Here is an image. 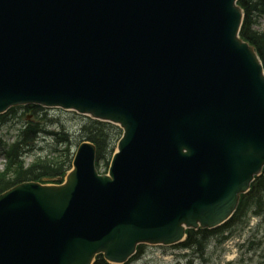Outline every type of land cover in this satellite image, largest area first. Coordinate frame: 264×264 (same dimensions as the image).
Instances as JSON below:
<instances>
[{
  "label": "water",
  "instance_id": "water-1",
  "mask_svg": "<svg viewBox=\"0 0 264 264\" xmlns=\"http://www.w3.org/2000/svg\"><path fill=\"white\" fill-rule=\"evenodd\" d=\"M237 0H0V115L117 125L107 175L79 146L60 186L0 194V264H121L214 228L264 168V72Z\"/></svg>",
  "mask_w": 264,
  "mask_h": 264
},
{
  "label": "trees",
  "instance_id": "trees-1",
  "mask_svg": "<svg viewBox=\"0 0 264 264\" xmlns=\"http://www.w3.org/2000/svg\"><path fill=\"white\" fill-rule=\"evenodd\" d=\"M238 4L244 12L240 37L254 47L264 68V27L260 31L253 28L256 24V17L264 15V0H238ZM23 110L37 116V113L43 109L31 106ZM13 111L11 110L0 116V127L9 119L8 116ZM39 123L28 122L24 129L20 131L16 141L9 146H4L3 154L7 163L4 170L0 171V194L19 183L57 179L62 177L70 168L72 156L69 153L68 136L65 133L60 141L61 145L64 146L62 151L58 150V154L50 158L36 155L29 166H24V156L33 150L37 135L40 132ZM114 131L116 135H119V131L115 127L87 119L81 126L79 133L80 138L92 142L96 146L98 158H100L106 152V149L110 148ZM102 158H106V155ZM251 206H254L257 212H264V168L261 175L255 178L251 184L250 191L241 197L240 204L230 223L216 231H188L186 241L182 246L188 249L193 248L196 251L199 250L202 253L205 249V241L219 231L222 233L228 227L238 226L245 210ZM259 244L260 242L258 244L252 243L251 247L254 245L260 246ZM95 264L106 263L103 262L101 257H98Z\"/></svg>",
  "mask_w": 264,
  "mask_h": 264
},
{
  "label": "rangeland",
  "instance_id": "rangeland-1",
  "mask_svg": "<svg viewBox=\"0 0 264 264\" xmlns=\"http://www.w3.org/2000/svg\"><path fill=\"white\" fill-rule=\"evenodd\" d=\"M263 26L264 17H260L254 29L260 31ZM8 118L9 119L0 127L1 139L6 143H11L29 120H38L40 122L41 126L39 125V127L42 129V134L40 136V141L38 138L37 147L38 149L42 148L41 157L43 158H50L55 154L52 149L56 147V143H58L62 133L68 136L67 145L69 147V153L72 155L82 139L79 133L81 126L87 121L86 117L79 116L74 112H65L61 110H42L37 113L36 118L32 117V113L18 110L9 115ZM117 138L118 135H116L114 131L110 148L106 149V152L101 156L102 158L106 155L104 161L110 158V149H114ZM37 147L34 146L33 150L28 153L24 166L30 164V155L34 153ZM1 151L0 171L3 169L5 163L4 158L1 156ZM105 169V164H102L100 170L103 171ZM248 226L251 230H244L242 232L237 230L231 238L221 245H217L216 241L212 239L208 242V251L204 257L196 256L192 251L143 246L144 253L129 264H264V215L260 217H251ZM251 235L252 238L255 236L256 238H260L263 242L259 244L261 245L258 246L259 249L252 253L250 252L245 256L246 258L244 257V260L241 261L240 256H242L243 252L246 250V245L242 246V243L250 238ZM250 254H253V257L250 258ZM257 254H259V257Z\"/></svg>",
  "mask_w": 264,
  "mask_h": 264
}]
</instances>
